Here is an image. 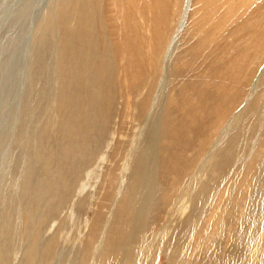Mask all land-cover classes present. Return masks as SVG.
<instances>
[{
  "label": "bare ground",
  "instance_id": "1",
  "mask_svg": "<svg viewBox=\"0 0 264 264\" xmlns=\"http://www.w3.org/2000/svg\"><path fill=\"white\" fill-rule=\"evenodd\" d=\"M19 2L0 0V29ZM47 5L30 60L43 120L0 264H264V0Z\"/></svg>",
  "mask_w": 264,
  "mask_h": 264
},
{
  "label": "rangeland",
  "instance_id": "2",
  "mask_svg": "<svg viewBox=\"0 0 264 264\" xmlns=\"http://www.w3.org/2000/svg\"><path fill=\"white\" fill-rule=\"evenodd\" d=\"M48 1L49 0H20V2L18 4V5H20V6H18L19 9L17 8V6H14L16 8H13V9H16V10H14V12H11V14H13V13L14 14L13 15L9 14L7 16V19L8 18L9 19L8 20L6 19L7 22L5 21V23H4V25H7V26H3V29L1 28L2 30L0 29V31H1L0 32V35H1L0 36V50H1L0 51V137L2 136L0 138V146H1L0 147V203H1L0 204V211H3V213L0 212V215H2L4 213H7L5 215L11 214L12 209L7 208V206L10 205L9 207H12L13 206L12 204L14 202H16V199H18L17 195L19 193L18 191H19V187H20L19 185H20V181H21L20 174L22 175L23 170L26 169L23 167L27 166L28 162H29L25 159L29 158L28 154H30V153H28V152H30V151L26 152L27 150L25 148L28 147V150H29L33 147L34 143L31 142L32 138H29V137H31V135H32L31 132L32 131L34 132V129L37 128L38 126H40V122L42 124V120H43V118L40 115L39 107L37 105L38 101H40V99L43 96L42 93H45V92H43L44 89L43 88L41 89V87H43V85H42L43 79H38L35 77V74L33 73L34 70H32L34 68H32L33 66L30 63V60H32L33 51H34L35 47L38 45V39L36 38V34H34V29H35L34 27L37 24V22L39 20H41L43 18V16L45 15V13L47 11V7H48V5H47ZM12 5H14V4H12ZM10 15H11V17H10ZM13 27H15V28H13ZM10 28H12V29H10ZM5 30H7V31H5ZM51 61H52V56L50 55V57L48 58V62L46 63L48 65H46L44 68V69H47V71L44 70V74H46V76H48V77L49 76L52 77V74H53V73L49 74L50 72H52ZM30 66H31V68H30ZM48 69H49V71H48ZM31 83H33V84H31ZM54 86H53V84H51L52 88ZM32 90L35 92H33ZM47 91H49V90H47ZM53 91L54 90H52V91L50 90L51 93ZM50 92H47L46 95ZM51 93L48 94L47 96L51 95ZM39 95H42V96H39ZM35 99H37V100H35ZM24 102H26V103L29 102L31 104L34 103L32 105H29L30 111L27 112L26 108L24 109V107H26L25 105L29 104V103L26 104ZM22 109L24 112H22ZM26 113H30V115H28ZM21 114H22V116H19ZM23 114H25V115H23ZM27 116H28V118H27ZM29 116H31V119H29L30 118ZM21 117H23V118L21 119ZM24 118H27V119H25L26 121H24V123H23ZM33 118L37 119V120L33 121ZM30 122H31V124H28ZM32 122H34V124ZM35 123H37V124H35ZM16 124H18V125H16ZM29 125H31L32 127H35V128L32 129V127L31 126L29 127ZM18 126H20L21 128ZM23 127H25V128H23ZM27 127L31 128L32 130H30L29 128L27 129ZM137 129H138V132L135 131ZM137 129L134 127L128 126V128L124 129L125 130L124 133L127 134L128 138L130 137L129 139H134V140H136V142L140 143V142L145 141L147 139L149 133H150V132L148 133V130H147L148 128L145 129V128H142V126H138ZM22 130H24L25 134L27 133L25 135L27 142H26V140L24 141V142H26V146L24 144L20 145L19 143H16L17 141H15L16 138L18 139L17 136H19L17 134L18 133L20 134V132ZM134 131L137 133H134ZM4 132H5V134H4ZM139 134L142 136H136ZM15 135H17V136H15ZM122 135H124V134H122ZM133 135L136 136L137 139ZM113 136H114L113 139H115V137H117L116 134ZM2 139L4 142H2ZM24 153H27V154H24ZM26 156H28V157H26ZM22 157H25V158H22ZM17 161H20L19 162L20 165H18ZM17 165L20 167L22 166L21 168L20 167L19 168L21 170L23 168V170L22 171H20V169L18 170ZM91 167L93 169L96 168L94 165ZM95 170L93 173L94 175L93 176L91 175L90 183L87 184L89 186H86L85 190L93 188L92 182L95 181L93 179H96L98 176ZM15 174L16 175L18 174L17 176L20 178L14 177ZM87 180H89V178ZM92 190H94V188ZM10 197H12V198H10ZM4 198H7V199H4ZM8 199L11 201L9 202ZM2 201H3V203H2ZM6 202H8V203H6ZM2 207H4V208H2ZM7 209H9L11 211H9ZM89 215H90V213L88 214V216ZM17 227H19V225ZM67 227H68V229L65 228L64 230L66 232L63 231L64 235L61 236L62 237L61 238L62 244H64V245H62L64 250L68 247V243L70 242V238H71L70 234H71L72 228L69 225ZM70 228H71V230H70ZM81 229H82V227L77 226L76 231H74L73 234L77 235ZM50 232H51V230L47 229L44 232V234L47 235ZM68 235H70V236H68ZM76 237L77 236H74L71 241L73 242ZM65 243H67V244H65ZM19 251L21 252V247H20ZM19 251L16 254V256L14 257V259H15L14 262H16V259H19V256L21 254Z\"/></svg>",
  "mask_w": 264,
  "mask_h": 264
}]
</instances>
